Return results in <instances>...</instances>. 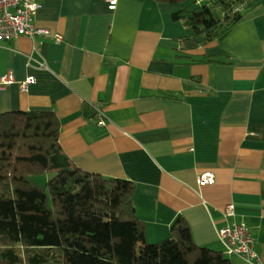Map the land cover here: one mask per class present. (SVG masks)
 Masks as SVG:
<instances>
[{
    "label": "crops",
    "instance_id": "obj_1",
    "mask_svg": "<svg viewBox=\"0 0 264 264\" xmlns=\"http://www.w3.org/2000/svg\"><path fill=\"white\" fill-rule=\"evenodd\" d=\"M37 1L35 26L51 37L0 40V80H16L0 86V113L54 112L78 168L135 184L148 243L183 218L197 246L222 250L233 204L257 258L230 264H264V0L223 40L185 51L177 4ZM29 76L36 83L23 92ZM206 172L214 184H199Z\"/></svg>",
    "mask_w": 264,
    "mask_h": 264
},
{
    "label": "trees",
    "instance_id": "obj_2",
    "mask_svg": "<svg viewBox=\"0 0 264 264\" xmlns=\"http://www.w3.org/2000/svg\"><path fill=\"white\" fill-rule=\"evenodd\" d=\"M154 1L179 5L172 19L185 26L184 51L223 40L257 2ZM60 131L51 111L0 113V264H230L222 250L197 246L183 218L170 238L148 243L135 184L82 171Z\"/></svg>",
    "mask_w": 264,
    "mask_h": 264
},
{
    "label": "built area",
    "instance_id": "obj_3",
    "mask_svg": "<svg viewBox=\"0 0 264 264\" xmlns=\"http://www.w3.org/2000/svg\"><path fill=\"white\" fill-rule=\"evenodd\" d=\"M106 1L110 8L114 9L118 0ZM40 8L41 4L37 0H0V40H10L22 36L51 37L49 30L35 26V17ZM53 38L56 42L63 41V36L60 34H55ZM14 83L16 80L12 74H8L0 80L1 87ZM34 83H36V78L29 76L20 82L21 90L27 92L30 85ZM99 113L102 115L101 111ZM99 124L104 125V120L101 119ZM198 182L202 185H212L215 183V175L213 172H206L199 178ZM224 219L226 224L218 230V241L224 254L226 256H241L247 260L256 259L255 240L251 230L244 220L237 217L233 204L226 206Z\"/></svg>",
    "mask_w": 264,
    "mask_h": 264
},
{
    "label": "rangeland",
    "instance_id": "obj_4",
    "mask_svg": "<svg viewBox=\"0 0 264 264\" xmlns=\"http://www.w3.org/2000/svg\"><path fill=\"white\" fill-rule=\"evenodd\" d=\"M52 176H54V173L47 172L38 174L34 179L39 185L45 186Z\"/></svg>",
    "mask_w": 264,
    "mask_h": 264
}]
</instances>
